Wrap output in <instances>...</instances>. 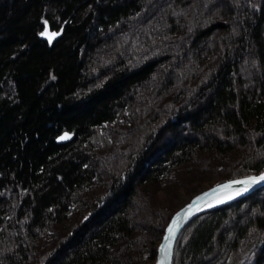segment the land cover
Returning <instances> with one entry per match:
<instances>
[{"label": "trees", "instance_id": "trees-1", "mask_svg": "<svg viewBox=\"0 0 264 264\" xmlns=\"http://www.w3.org/2000/svg\"><path fill=\"white\" fill-rule=\"evenodd\" d=\"M43 22L60 36L35 47ZM196 160L264 171V0H0V264H154L156 187ZM73 169L104 191L38 241ZM251 230L264 264V187L194 217L172 264H230Z\"/></svg>", "mask_w": 264, "mask_h": 264}, {"label": "rangeland", "instance_id": "rangeland-1", "mask_svg": "<svg viewBox=\"0 0 264 264\" xmlns=\"http://www.w3.org/2000/svg\"><path fill=\"white\" fill-rule=\"evenodd\" d=\"M39 21H43V18H40ZM44 23L45 22H43L42 27L40 29H38V31H37V38L39 40L37 39V41L34 42L35 43L34 44L35 47H37V45H40V43H41L40 40H45L47 45L50 46L52 44V42L56 38H59V36H60L59 35L60 34L59 31H57L56 29H53V30L49 29V24L48 23L44 24ZM46 27H47L49 32L58 33V35L55 38L52 39L51 43L49 42V40H48V38L46 36H42L41 35V33H43L44 30L46 29ZM135 123L136 122L129 123L127 121H124V123L120 124V128H121L122 131H127V129L129 127L135 126ZM64 132H66V131H63L62 133H64ZM62 133L59 134L57 136V138L60 135H62ZM69 133H72V132L70 131ZM130 136L127 137L128 140L132 139V138H130ZM57 138H56V141H57ZM73 138H74V136H72V138L70 140H67L66 142L72 141ZM106 138H107V136L105 135L104 139L103 140L101 139V142H102L101 146L105 147V148H107V147H106V145L104 143L108 142V140H106V142H104V140ZM113 139L114 138H112V140ZM62 143H64V142H62ZM102 150L106 151L108 149H106V150L102 149ZM203 151L204 150H202L201 153ZM101 154H105V152H103ZM204 159H207V158H204ZM236 159H237V156H235V159H233V161L236 160ZM231 160H228L230 162V164L224 162L223 165L220 166L219 170H217L218 167L217 168H209V167H212L213 165L212 164L210 165L207 162H202V161L199 162L198 160L193 162L194 165H190L189 163H186V164L182 165L181 166V170H182L183 174L179 173L178 176H175V177L171 176V178L168 179L169 183H171L170 184L171 187H170V189L168 191L164 190V192H163L162 189H160V188H163V187H160V188L156 187V190L157 189L160 190V192H158L159 195L157 194L158 202H159L158 211H159V209H161L164 212V214H163L164 217L170 211L173 214L179 207L184 205L191 198V196H193L195 193H197V192H199V191H201L203 189H206V188H208V187H210V186H212V185H214L216 183L221 182V181L217 182L218 180H220V176L221 175L224 176L223 177L224 178L223 181H225V180H228V179H232V178H236V177H242V176L249 175V174L264 173V171H261V172H258V173H247V174L239 175V176H236V177H229V175L226 176V174H230V169L229 168L226 169V167H233L234 166L233 165V161H231ZM204 170L206 172H203ZM49 172L50 171H48V173ZM84 172H85V169H82V170H74L73 169L72 173H70V176H71V174L73 175L72 180L75 179V181H76V179H77L76 182H78L76 184L77 189H75V192H77V195L74 197V200L73 199L68 200L67 205H66V209H65L63 215H60L59 217L53 218V219L56 220V222L53 223V224L52 223L50 224V226L48 228V232L46 231V234H45L46 238H43L42 236H40L38 241H40L42 239H44V241L45 240L48 241L49 239H52L53 236L59 230L64 233L68 229H70V227H71V225L73 224L74 221H77L78 219L82 221L83 219H85V214L86 213H82V214L80 213L81 210L84 209L85 203H87L90 200H92V198H93V201L96 200L97 194H99L100 192L104 191L102 186L104 184V180H106V177L99 176L98 173H96L95 170H93V172H89L87 174V177H86L85 176L86 174ZM37 180H38V178H37ZM40 181H42V178L37 182V186L41 185ZM78 192H79V194H78ZM136 204H137V202H136ZM70 206L72 207V209H70L71 208ZM161 207H166V208H161ZM144 215H145V213H144ZM171 215H170V217H171ZM149 217H152L154 219L153 222L157 223V221H158L157 218H155L151 214H150V216H148V218ZM169 218H168V220H169ZM168 220H167V222H168ZM167 222H166V224H167ZM143 224H141V225H143V226H141L142 228L144 226L148 227V223L145 222ZM164 229H165V227H164ZM164 229H163V232H164ZM163 232H162V234H163ZM162 234H161V237H162ZM260 235H262L261 232H258V231L256 232L255 230H251L249 232L248 236L246 237L245 241L242 243V245L238 249V251L235 252L234 256L232 257V259L230 261V264H238V262L240 261V258L244 254L249 252V251H250V254L252 255L249 258L251 260L250 263L251 264H261V257L258 256L255 259V257H254L255 253L252 254L254 252V250H255V247H254L255 243L254 242L260 237ZM263 235H264V232H263ZM161 237H160V240H161ZM160 240L159 241L156 240L157 242L155 241L154 245L152 246L154 251H157V247H158V244H159ZM260 250L263 251L264 249L261 248ZM173 254H174V252H173ZM252 258H253V260H252ZM172 261H173V258H172Z\"/></svg>", "mask_w": 264, "mask_h": 264}, {"label": "water", "instance_id": "water-1", "mask_svg": "<svg viewBox=\"0 0 264 264\" xmlns=\"http://www.w3.org/2000/svg\"><path fill=\"white\" fill-rule=\"evenodd\" d=\"M64 136H67L68 138L61 139V137ZM72 136H73L72 133L66 131L57 138V142H65L67 140H70ZM262 174L264 173L249 174L242 177H236L225 181H221L191 196V198L184 205L179 207L169 218L165 226L164 232L162 234L161 240L157 247L154 264H158L161 258L159 249L162 244L166 243L164 237L168 235V228L170 226L175 229V236L171 241V254L166 264H172L173 252L177 238L181 233V231L183 230V228L187 225V223H189L191 219H193L194 217H196L198 214L202 213L205 210L230 202L234 199H237L238 197H241L254 190L264 187V182H259L251 186H248L247 184L236 183L237 181H248L251 177H259ZM225 186H230V187H225ZM245 188H247V191H241L240 195H236V192L238 190H242ZM228 195H232L233 198L228 199L227 198ZM219 199H223L224 202L223 203L218 202Z\"/></svg>", "mask_w": 264, "mask_h": 264}, {"label": "snow or ice", "instance_id": "snow-or-ice-1", "mask_svg": "<svg viewBox=\"0 0 264 264\" xmlns=\"http://www.w3.org/2000/svg\"><path fill=\"white\" fill-rule=\"evenodd\" d=\"M42 36H46L49 40V42L51 43L52 39L55 38L58 33L56 32H49L47 30V27L45 29V32L41 33ZM68 138L67 136L61 137V139H66ZM259 182H264V174L260 175L259 177H251L248 181H237L236 183H242V184H247L248 186H251L253 184H257ZM225 187H230V186H225ZM241 191H247V188L242 189V190H238L236 192V195H240ZM228 199H232V195H228L227 197ZM218 202L223 203V199H219ZM212 206V205H209ZM175 236V229L173 227H169L168 228V235H166L164 237V240L166 241L165 244H162L160 246L159 252L161 254V258L158 262V264H166V262L169 260L170 258V254H171V241Z\"/></svg>", "mask_w": 264, "mask_h": 264}, {"label": "bare ground", "instance_id": "bare-ground-1", "mask_svg": "<svg viewBox=\"0 0 264 264\" xmlns=\"http://www.w3.org/2000/svg\"><path fill=\"white\" fill-rule=\"evenodd\" d=\"M239 198V197H238ZM235 200V199H234Z\"/></svg>", "mask_w": 264, "mask_h": 264}]
</instances>
